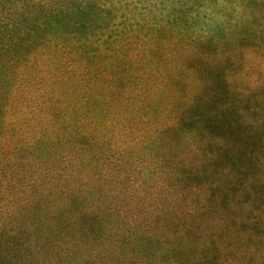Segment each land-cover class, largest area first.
I'll return each mask as SVG.
<instances>
[{
    "label": "trees",
    "instance_id": "16d2710c",
    "mask_svg": "<svg viewBox=\"0 0 264 264\" xmlns=\"http://www.w3.org/2000/svg\"><path fill=\"white\" fill-rule=\"evenodd\" d=\"M198 2L204 7L226 0ZM118 4V0L32 2V13L49 28L50 25L61 26L63 23L57 18L70 9L78 11L77 19H82L81 12L85 11L103 12L110 18L104 25L92 27L93 22H90L88 28L79 25L70 31L59 27L60 31L48 32L32 54L35 58L30 55L11 71L12 76L5 81L11 85L9 91L2 89L4 80H0V168L7 170L16 165L20 169L19 177L13 181L24 188L18 194L19 199L25 200L27 187H34L39 188L40 193L47 190V195L53 199L57 198L58 191H64L67 199L74 203L82 201V208L84 204L83 198L73 189L71 177L75 174L71 170L65 172L66 167L62 169L66 165L34 177L29 171L31 159L21 147L39 150L60 164L64 159L61 149L70 151L68 162L72 168L90 165L87 173L80 175L82 179L94 172H103L104 167L107 176L123 179L127 161L119 156L117 148L111 146V140H117L122 129L132 130L136 125L154 126L158 133L188 128L198 151L205 154V149L212 145L215 118L209 111L200 109L186 85L191 80L199 81L213 69L211 73L222 77L220 82L228 90L227 87H231L229 70L236 66L243 50L247 49L240 39L247 37L251 28L261 30L260 39L251 48L255 53L264 54V0H239L237 5L230 7L226 11L228 25L217 39L202 27L199 34L186 29L182 22L177 23L179 15L166 19L157 28L150 27L155 23L148 18L142 19L141 23L127 24L129 17L117 13ZM185 11L179 10L182 12L180 18L185 14L187 18L193 17L188 8ZM234 11L242 13V19L246 21L231 24L229 17ZM248 12H251L250 18L245 15ZM82 21L85 23L86 20H80V24ZM65 39L74 41L69 43ZM207 150L212 154V149ZM105 151L114 155L117 152L119 157L111 155L103 159L101 168L98 160ZM113 166L115 171H110ZM180 174L184 175L182 172L179 175L164 172V179L176 192L173 199L188 194L182 187L184 178ZM31 176L33 179L29 182L27 177ZM198 178L206 179L205 175ZM243 195L246 194L241 193ZM215 200L213 192L207 202L202 197L191 199L187 213L180 210L176 217L179 237L175 241L158 243L163 250L159 256L153 252L149 258V254L139 252L141 249L135 246L140 227L137 217L123 222L118 212H107L102 221L93 211L84 208L74 211L72 215L77 222L67 229L70 237H64V241L68 248L75 243L76 247L70 252L74 255L79 251V261L85 264H99L95 261L96 254L83 253L89 244L88 237H81L76 243L79 231H84L89 224L95 231L100 226V230L108 234L100 241L104 251L97 255L107 258L108 251L118 264H264V207L252 208L251 203L245 201L236 206V213L229 209L230 204L222 206L224 223L236 221L240 224L239 234L246 241L241 249L227 254L217 251L216 240L211 235L215 225ZM18 205L23 206L24 202ZM252 227L260 231L255 233ZM57 247L61 246L53 243L52 248ZM130 248L137 249L128 254ZM58 254L63 262L68 261V257Z\"/></svg>",
    "mask_w": 264,
    "mask_h": 264
},
{
    "label": "rangeland",
    "instance_id": "374dc122",
    "mask_svg": "<svg viewBox=\"0 0 264 264\" xmlns=\"http://www.w3.org/2000/svg\"><path fill=\"white\" fill-rule=\"evenodd\" d=\"M33 1L0 0V80H4L2 89L8 91L11 85L5 81L12 76L11 71L34 53L48 32L54 33L62 28L70 31L79 25L88 28L90 22H93L92 27L104 25L110 18L103 12L85 11L81 12L82 19H77L78 11L70 9L66 15L57 18L58 22L63 23L58 25L61 29L54 25L49 28L32 13ZM238 1L226 0L216 5L211 2L200 7L198 0H118L117 13L129 17L127 24L141 23L142 19L148 18L155 23L151 28L160 27L166 19L179 15L177 23L182 22L186 29L199 34L202 27L211 31L217 39L228 25L226 11L237 5ZM186 8L193 17L187 18L185 14L180 18L182 12L179 10L186 13ZM245 15L250 18L251 12ZM243 17L242 13L234 11V14L230 13V23H243L246 21ZM80 20L86 21L80 24ZM248 33L247 37L240 39L248 50H243L241 60L229 70L231 87H227L228 90L220 82L222 77L211 73L213 69L208 70L199 81L191 80L186 85L200 109L214 115L213 141L207 148L212 149V154L207 149L205 154L198 151L196 141L187 132L188 128L158 133L154 126L142 124L132 130L122 129L117 140H111V146L117 148L119 156L127 161V173L121 180L114 179L110 174L107 176L105 167L103 172H94L87 175V179H82L80 175H85L90 165L87 163L72 168L68 162L70 151L61 147L60 153L64 157L61 164L39 150L21 147L31 159L29 171L36 177L39 173L66 165L62 169L66 167L65 172L71 170L75 174L71 177L73 189L83 198L84 210L93 211L94 216L102 218V221L107 212L120 213L123 222L137 217L140 227L135 246L141 249L139 252L149 254V258L153 252L157 256L163 252L158 243L175 241L179 237L178 212L187 213L191 199L202 197L207 202L213 192L216 196V213H213L215 225L211 231L212 238L216 240L218 252L235 253L246 241L239 234L240 224L236 221L227 225L224 223L222 217L225 211L222 206L230 204L229 209L236 213V206L245 201H249L252 208L264 207V54L255 53L251 48L260 39L261 30L251 28ZM66 40L69 43L74 41ZM111 155H114L111 151H105L98 160L99 167L102 168V160ZM114 156L119 157L117 152ZM19 170L16 165L7 170L0 168V264H62L58 253L69 258L63 264H85L79 261V251L74 254L76 257L70 252L71 248L76 247L75 243L68 248L64 241V237H70L67 229L77 222L72 213L82 211V201L74 203L65 197L64 191H58L57 198L53 199L47 195V190L40 193V189L34 187H27L25 200L19 199L18 194L24 188L20 183L13 182L19 177ZM63 171V176H66ZM110 171H115L114 166ZM166 171L178 175L184 173L180 174L184 178L182 187L188 190V194L173 199L176 192L164 179ZM197 175H205L206 179ZM31 179L33 176L27 177L29 182ZM211 185L212 190L209 191ZM241 193L248 196H241ZM23 202V206L18 205ZM99 227L95 231L89 224L84 231L80 230L76 243L81 241V237H88L89 244L84 254H96L95 261L99 264H118L108 251L107 258L97 255L104 251L101 239L108 237ZM259 231V228L254 229L255 233ZM53 243L61 247L52 248ZM137 248L128 249V254Z\"/></svg>",
    "mask_w": 264,
    "mask_h": 264
}]
</instances>
